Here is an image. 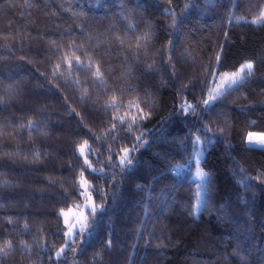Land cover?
Segmentation results:
<instances>
[{
    "label": "trees",
    "instance_id": "1",
    "mask_svg": "<svg viewBox=\"0 0 264 264\" xmlns=\"http://www.w3.org/2000/svg\"><path fill=\"white\" fill-rule=\"evenodd\" d=\"M189 2L0 0V98H8L9 85L15 90L0 106V128L9 126L0 137V244L13 243L0 264H264V147L247 142L249 131H264V24L245 19L256 15L257 0H191L182 13ZM168 7L175 16L163 12ZM230 12L244 19L236 22ZM145 31L151 33L148 54L136 59L137 38ZM126 34L121 48L118 40ZM73 44L83 47L73 51ZM221 50V72L245 60L256 65L250 78L206 111L205 69L216 67ZM76 56L85 64L91 57L105 83L93 84V76L75 66L70 71L65 58ZM138 100L151 116L127 138V124L112 117L136 115ZM110 101L116 107L106 111ZM182 102L195 105V114L180 111ZM29 121L47 135L22 129ZM142 133V146L123 174L119 165L108 173L114 179L84 172L106 193L104 199L92 193L105 211L83 254L77 239L55 259L66 231L57 213L81 202L74 185L83 164L77 149L84 146L92 166L104 167L109 149L116 161ZM197 137L208 171L207 202L193 216ZM89 149L103 158L97 161ZM187 161L190 168L175 175L172 168ZM97 252L101 259L94 262Z\"/></svg>",
    "mask_w": 264,
    "mask_h": 264
},
{
    "label": "snow or ice",
    "instance_id": "2",
    "mask_svg": "<svg viewBox=\"0 0 264 264\" xmlns=\"http://www.w3.org/2000/svg\"><path fill=\"white\" fill-rule=\"evenodd\" d=\"M264 0H257V5L255 8L256 15L254 19L251 21L252 24H264ZM191 6V0L189 3H186L184 8L181 9V12L183 13L186 9H188ZM251 11V9H250ZM163 12L165 14L173 15L175 16L174 9L172 7L164 8ZM232 20H236V22H239V20L244 19L243 17H235L234 13H229ZM175 22V21H174ZM135 25L132 23H129L127 25V28L131 30L134 34L135 32ZM83 31V29H81ZM151 35L148 31H145V34L141 37H138V42L136 45V51L134 53V56L136 59H139V56L147 55V51L144 50L145 46L148 44V37ZM127 39V34L125 35L124 39L118 40V46L123 48L125 40ZM71 50L73 51H79L83 45L80 44H73L69 46ZM98 47V46H97ZM84 55H87L86 53ZM67 64L69 65V70H74L73 66H75V69L77 70H84L91 74L93 76L92 83L93 84H103L105 83L103 75L100 70V66L97 65L95 72L92 70V64L93 60L91 57L88 58V63L85 64L81 61L80 57L76 56L73 58H65ZM215 65L216 67L212 68L211 70L205 69L206 75L205 79L202 82L203 86L208 88L209 94L205 99L202 100V104L205 106V110H210L211 106L215 104V102L219 99H222L224 95H226L230 90H232L233 86H238L239 84L243 83L244 80L250 78L253 75V69L254 65L252 62H247L245 64H242L239 68L238 72L232 73L230 76H228L223 81L218 82V77L220 76L219 73V66H222V50L220 53H217L214 57ZM65 61L62 60V64ZM168 63L171 64V56L168 58ZM61 65L58 64L56 66V71L54 72V75H59V69ZM152 65H149L148 68L150 69ZM241 73H245L244 75H241ZM172 75H175V72L172 73ZM211 78L212 82L216 84L215 88L208 87L209 79ZM75 83L79 84V81H75ZM131 89H127L126 91H130ZM8 92V98H0V106L5 105L8 103V100L11 99L14 96L15 90L14 87L9 85L6 89ZM88 93H84V98H87ZM142 101H137L134 105V110L136 115L129 116L127 120L125 117L122 116H116L112 117L114 121L119 122L121 125L127 124V138H131L133 127L139 126L140 121L147 120L150 118L151 113H145L143 108L140 107V103ZM116 107L115 102L110 101L109 104L105 105V110L113 109ZM129 109L133 108L132 104H129L127 106ZM180 111H183L184 113H192L195 114L196 106L192 105L188 102H182L180 106ZM227 121H225V124ZM7 127L5 126L3 128H0V137L6 136L9 133H7ZM22 129L26 128L29 131L36 130L41 135H47V132L43 131L42 129L36 128V123L33 121H29L26 125L21 126ZM116 130V124L114 123L112 125V128L109 129V133L113 134ZM218 131H223L221 129H217ZM199 131V129H198ZM205 132L211 131V129L205 127ZM22 138V136H21ZM32 137L29 136V140H31ZM143 139V133L139 136L135 137V140L133 141L131 148H124L122 150V153L118 155L117 160H112V155H116L115 151L112 149H109V156L105 160V166L104 167H93L91 161L87 159V156L85 155V148L84 146H80L77 149L78 154L83 157V164H82V170L80 173V178L76 181H74L75 185V191L78 196L81 197V203H74L73 205L69 206L67 211L64 209H60V211L57 213L58 218L63 219V226L66 228V231H64L62 234L65 237V243L64 246L59 249L56 253L55 259H60L65 252L66 249L71 248L72 245L76 243L77 239H80L82 247L80 248V254H83V245L90 241L93 238V233L95 231V226L98 222V216L102 215L105 211V204H96L95 201L92 199V193L96 192L102 199L106 198V193L98 191L96 187H94L91 183H89L84 178V172L87 171L90 175L96 176V177H103L105 179H114V177H109V172H114L117 165H119L120 173L123 174V172L130 166L133 165V160L131 159V154L135 152L137 146L140 145V141ZM198 137L193 141V144L195 145L198 142ZM247 140L252 146H260L264 147V133L261 134H254L249 133L247 136ZM208 143H211V140L207 141ZM87 144V142H85ZM33 155L39 159L40 152L36 151L33 153ZM88 155L94 156L97 161L103 158L104 153L103 152H93L89 149ZM199 162L197 157V163ZM179 167V166H178ZM107 169V171H106ZM264 175V174H261ZM4 185L8 184V181H3ZM142 187V186H138ZM206 199H200L199 206L192 211L193 216H198L199 213L203 210L204 206L206 205ZM27 227V225L25 226ZM2 239V238H0ZM21 245H24L23 241H20ZM106 247H111V241L105 242ZM43 247V245H41ZM13 250V243L11 240H5L3 244H0V258L7 257L9 253ZM101 259V253L97 252L94 256V262L96 260Z\"/></svg>",
    "mask_w": 264,
    "mask_h": 264
},
{
    "label": "rangeland",
    "instance_id": "3",
    "mask_svg": "<svg viewBox=\"0 0 264 264\" xmlns=\"http://www.w3.org/2000/svg\"><path fill=\"white\" fill-rule=\"evenodd\" d=\"M210 1H214V0H210ZM255 17V16H254ZM245 19H249L250 21H252L254 18H245ZM247 62H252L253 65H254V68H255V65L256 63H254L253 60H245L244 63L242 64H245ZM239 68L238 67L237 69H234V71H219L220 73V76L218 77V82L219 81H223L224 79H226L228 76H230L232 73L234 72H238L239 71ZM254 70V69H253ZM245 73H241V75H244ZM208 87L210 88H215L216 87V84L212 82V80L209 81L208 83ZM209 94L208 92V88L206 89L205 93H204V96H203V99H205L207 97V95ZM254 133V134H261V133H264V131H249L248 133ZM199 138V137H198ZM248 142V140H247ZM249 143V142H248ZM250 144V143H249ZM252 145V144H251ZM195 146V149L193 150V158H194V161H195V164L193 166V169H194V177L197 178V181H198V192H199V201H198V206H199V203H200V199H204V196H205V186H206V182H207V177H208V171L206 169H204L202 167V160H203V153H204V146H203V139L199 138L198 139V142L194 145ZM256 147H260V146H256ZM197 157H198V160L199 162L197 163ZM180 163H184L186 166H187V169L186 171L190 168L191 166V161L190 162H180ZM86 179V177H84ZM87 180V179H86ZM89 183L90 181L87 180ZM92 199L94 200V196L92 195ZM95 201V200H94ZM82 202V201H81ZM79 202V203H81ZM68 207L65 208L64 210L67 211ZM63 247V246H62ZM61 247V248H62ZM59 248V249H61ZM58 249V250H59Z\"/></svg>",
    "mask_w": 264,
    "mask_h": 264
},
{
    "label": "built area",
    "instance_id": "4",
    "mask_svg": "<svg viewBox=\"0 0 264 264\" xmlns=\"http://www.w3.org/2000/svg\"><path fill=\"white\" fill-rule=\"evenodd\" d=\"M179 166V167H178ZM187 168V166L184 163H180V165L174 166L172 168L173 172L178 175L181 176V174L185 173V169Z\"/></svg>",
    "mask_w": 264,
    "mask_h": 264
}]
</instances>
